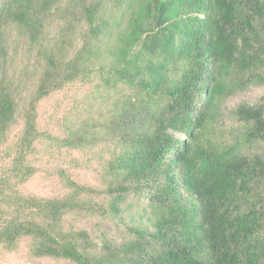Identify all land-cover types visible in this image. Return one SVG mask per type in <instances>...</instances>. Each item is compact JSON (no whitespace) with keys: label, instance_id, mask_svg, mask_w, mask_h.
Masks as SVG:
<instances>
[{"label":"trees","instance_id":"obj_1","mask_svg":"<svg viewBox=\"0 0 264 264\" xmlns=\"http://www.w3.org/2000/svg\"><path fill=\"white\" fill-rule=\"evenodd\" d=\"M77 83L97 108L40 130L41 103ZM253 87L264 0H0V255L264 264V94L228 104ZM46 138L104 147L101 187L64 169V195L24 190Z\"/></svg>","mask_w":264,"mask_h":264},{"label":"rangeland","instance_id":"obj_2","mask_svg":"<svg viewBox=\"0 0 264 264\" xmlns=\"http://www.w3.org/2000/svg\"><path fill=\"white\" fill-rule=\"evenodd\" d=\"M264 94V88L253 87L248 91L232 96L228 104L243 100H256ZM100 100H97L95 86L77 83L66 90L54 94L44 100L39 108V129L51 135L64 137L68 127H75V122L91 109H96ZM85 108H88L85 111ZM69 129V128H68ZM32 161L38 166V172L22 187L31 193L51 196L65 194L67 187L61 170L66 169L68 175L82 183L100 188L102 185L103 165L107 160V152L97 141L81 149L61 147L58 142L46 138L37 144L32 154ZM91 198L101 201L99 192L89 193ZM95 219L84 217L75 221L76 225L88 231L92 229ZM94 221V222H93ZM107 235H114V223H105L103 226ZM0 264H65L50 258H33L26 251V242L19 250L0 255Z\"/></svg>","mask_w":264,"mask_h":264}]
</instances>
